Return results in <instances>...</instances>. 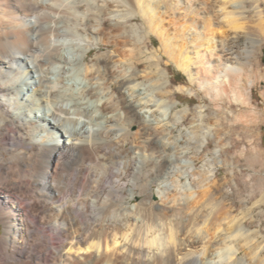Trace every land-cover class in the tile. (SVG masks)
<instances>
[{
  "label": "clouds",
  "instance_id": "9594fccd",
  "mask_svg": "<svg viewBox=\"0 0 264 264\" xmlns=\"http://www.w3.org/2000/svg\"><path fill=\"white\" fill-rule=\"evenodd\" d=\"M0 264H264V0H0Z\"/></svg>",
  "mask_w": 264,
  "mask_h": 264
}]
</instances>
